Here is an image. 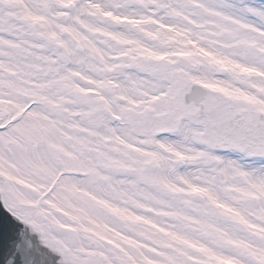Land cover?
Segmentation results:
<instances>
[{
	"label": "snow or ice",
	"instance_id": "obj_1",
	"mask_svg": "<svg viewBox=\"0 0 264 264\" xmlns=\"http://www.w3.org/2000/svg\"><path fill=\"white\" fill-rule=\"evenodd\" d=\"M2 264H264V0H0Z\"/></svg>",
	"mask_w": 264,
	"mask_h": 264
},
{
	"label": "water",
	"instance_id": "obj_2",
	"mask_svg": "<svg viewBox=\"0 0 264 264\" xmlns=\"http://www.w3.org/2000/svg\"><path fill=\"white\" fill-rule=\"evenodd\" d=\"M5 223L8 224L9 228L12 227H19V225H16L14 221H12L11 217L8 216L6 212H4L3 206L0 205V232H2ZM2 264V262H0Z\"/></svg>",
	"mask_w": 264,
	"mask_h": 264
}]
</instances>
